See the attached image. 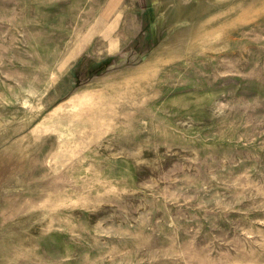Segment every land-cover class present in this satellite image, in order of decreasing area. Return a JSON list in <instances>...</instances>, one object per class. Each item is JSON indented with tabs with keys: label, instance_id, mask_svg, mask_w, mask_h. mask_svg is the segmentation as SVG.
<instances>
[{
	"label": "rangeland",
	"instance_id": "rangeland-1",
	"mask_svg": "<svg viewBox=\"0 0 264 264\" xmlns=\"http://www.w3.org/2000/svg\"><path fill=\"white\" fill-rule=\"evenodd\" d=\"M133 2L0 0V264H264V0Z\"/></svg>",
	"mask_w": 264,
	"mask_h": 264
},
{
	"label": "crops",
	"instance_id": "crops-1",
	"mask_svg": "<svg viewBox=\"0 0 264 264\" xmlns=\"http://www.w3.org/2000/svg\"><path fill=\"white\" fill-rule=\"evenodd\" d=\"M133 10L139 12L141 15V21H137V23H126L129 28L132 30V33L125 38V44H138L140 42L141 35L144 37L149 36L150 31L154 36L157 30L156 23H163V11L166 8L167 12L172 13L175 9H177L179 5V1L185 5L186 11H188L189 7L194 5L197 0H133ZM131 9V10H132ZM157 14V17L153 19ZM178 20V19H177ZM175 20V23H179L180 21ZM146 29V30H144ZM130 44V45H131Z\"/></svg>",
	"mask_w": 264,
	"mask_h": 264
}]
</instances>
